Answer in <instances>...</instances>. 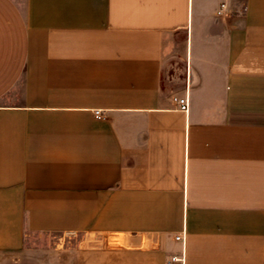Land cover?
Returning a JSON list of instances; mask_svg holds the SVG:
<instances>
[{"label":"crops","instance_id":"obj_1","mask_svg":"<svg viewBox=\"0 0 264 264\" xmlns=\"http://www.w3.org/2000/svg\"><path fill=\"white\" fill-rule=\"evenodd\" d=\"M52 232L264 264V0H0V264Z\"/></svg>","mask_w":264,"mask_h":264},{"label":"rangeland","instance_id":"obj_2","mask_svg":"<svg viewBox=\"0 0 264 264\" xmlns=\"http://www.w3.org/2000/svg\"><path fill=\"white\" fill-rule=\"evenodd\" d=\"M106 242L97 240L93 235L85 233H37L33 235L30 246L23 250V253L35 255L34 264H78L75 261L65 262L64 260L78 259L83 248L88 244L103 245ZM110 246H121V240L110 239L107 242ZM43 255H62L60 262H51L50 258H43Z\"/></svg>","mask_w":264,"mask_h":264},{"label":"built area","instance_id":"obj_3","mask_svg":"<svg viewBox=\"0 0 264 264\" xmlns=\"http://www.w3.org/2000/svg\"><path fill=\"white\" fill-rule=\"evenodd\" d=\"M225 7V3L222 4L221 8L217 11L218 14H220L222 12V10L224 9ZM179 101V104H180V108L185 110V111H188L189 110V100H188V97L187 95H185L184 97H180L178 99ZM96 115L98 117H103V113L101 110H96L95 111ZM184 236L183 235H177L176 238L177 239H180V238H183ZM173 261H181V264H184V255L183 256H177V255H173L171 256V258L169 259L168 261V264H172Z\"/></svg>","mask_w":264,"mask_h":264}]
</instances>
